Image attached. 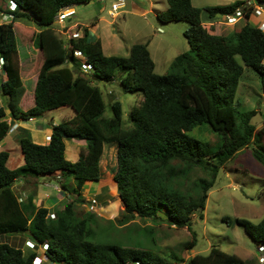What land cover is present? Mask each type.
<instances>
[{
    "label": "trees",
    "instance_id": "16d2710c",
    "mask_svg": "<svg viewBox=\"0 0 264 264\" xmlns=\"http://www.w3.org/2000/svg\"><path fill=\"white\" fill-rule=\"evenodd\" d=\"M93 1L5 0L15 4V11L7 6L0 8V12L13 17L10 23H0L3 61L0 73L6 76L0 85V93L6 97V108L0 107V140L9 130L5 110L12 119L22 120L36 119L62 107L74 112L71 119L52 126L47 145L34 143L28 130L21 131L20 167H9L10 152L0 151V238L23 235L39 244L46 242L44 255L54 264H167L168 260L152 249L153 227L162 221L176 229L185 227L192 237L186 248L192 250L196 234L192 231L191 215L198 213L202 219L208 193L219 171L239 151L264 136V121L256 130L251 124L256 112H242L234 101L244 71L236 57L260 76L264 91V32L250 24L251 11L245 14V24L238 32L224 37L209 32L213 22L223 21L225 15L236 9L251 10L242 1L202 10L193 7L192 0H166L167 8L157 19L163 23H188L183 35L189 48L173 59L168 74L159 75L145 44L132 45L123 57L105 55L99 41L86 39L87 28L80 38L68 42L57 37L52 26L58 12L64 7ZM202 11L206 12V20L201 19ZM19 20L33 21L40 27L33 45L43 58L33 91V106L26 111L19 108L25 91L14 33V23ZM76 51L84 59L82 62L90 65L89 72L81 70L80 58L74 56ZM95 80L117 83L124 93L142 95L141 103L130 110V128H123L122 108L117 101L110 105L111 117H103L105 105L100 89L92 84ZM202 128L216 135L218 144L210 146L190 135ZM72 139L85 142L76 162L65 156V141ZM107 145L115 146L112 181L123 207L117 223L120 227L136 220L153 223L146 232L151 235V249L144 245L91 242L96 215L85 211L79 216L75 211L84 202L82 191L100 180L99 162ZM257 146L252 149V156L264 167V152ZM194 169L203 170L205 177L191 181ZM54 176L62 180L59 184L63 189L75 196L62 210L53 212L54 219L49 218L47 208L34 207L31 198L19 202L12 190L20 178ZM67 177L73 178L71 190L63 182ZM225 220L243 228L255 245H264V217L257 224L238 218ZM36 256L34 250L23 252L0 242V264H32ZM183 264H248V261L212 246L206 254L188 257Z\"/></svg>",
    "mask_w": 264,
    "mask_h": 264
},
{
    "label": "rangeland",
    "instance_id": "374dc122",
    "mask_svg": "<svg viewBox=\"0 0 264 264\" xmlns=\"http://www.w3.org/2000/svg\"><path fill=\"white\" fill-rule=\"evenodd\" d=\"M122 1L124 2V7L119 11L116 18L110 16V10L111 4L117 2V0H95L90 3L75 5L74 11L76 15L73 18L65 20L62 24L54 22L52 29L60 40L68 42V38L62 34L63 32L67 31L71 34V28H74V26L82 30L85 28H94V26L91 25L99 20L96 29L98 30L97 35L102 39L113 42L114 46L119 47V51L116 52L106 50L104 52L105 55L117 54L118 56L124 57L127 54L126 49L134 44H144L146 42L158 43L167 56H162L164 60L162 59L160 62L163 63H159L158 58L155 57L154 61L161 64L156 68V72L159 75L168 74L170 70V65L168 66V64L171 63L170 60L174 58L177 53L182 54L189 48L187 40L183 35V32L189 27V24L184 21L163 23L154 17V14H160L165 11L167 8L166 0ZM3 2L5 3V0H0L1 9H5L6 7ZM191 3L193 7L203 10L205 7L225 6L229 5L231 2L230 0H192ZM150 9L154 10V14L145 12ZM201 19L206 20L205 11H202ZM256 23L257 18L253 16L250 19V24L255 26ZM220 24L221 25L216 26L212 24V28H210L209 31L223 37L231 34V31L229 34H226V32L222 33L228 26H226L225 23ZM204 26L207 27V24L204 23ZM159 28L163 30V33L157 31ZM39 31L40 27L33 21L28 22L26 20H19L14 25L17 48L19 50L20 60L23 63L20 72L25 90L23 101L20 106L23 110H27L33 106V98L31 99L30 95L33 96L35 82H32V78L29 80V77L34 75L37 76L43 59L39 49L33 45V39ZM236 60L243 66L244 71L240 78L234 101L240 111L256 112L251 119V124L256 129H260L264 121V91L262 90L261 78L253 70L246 68L239 57H236ZM79 64H83L80 59ZM87 70L88 69H84V71ZM92 84L96 85L101 91L105 105L103 117L107 119L111 117L110 105L117 101L121 104L122 108L123 128H130L132 126L128 121L130 110L132 107L141 103L143 99L142 95L137 92L124 93L119 89L117 83L104 84L95 80ZM65 108L66 109L61 110L54 109L36 117L35 124L40 123L44 125L45 129H41V131H39L40 133L33 131L30 134L31 140L39 141L43 135L46 137V130L47 128L50 129V126L47 125V123L45 124L44 119H47L49 121L48 123L58 124L63 120H68L69 117L74 114L71 108ZM22 130L24 129L17 128L13 134L18 132V134L21 135ZM190 135L208 143L210 146L218 144L219 142L216 135L203 128L195 129ZM18 138L19 136L15 138L14 142L10 145L11 151L13 152L11 162H17L19 158L18 162L23 164L21 153L18 149ZM45 141L47 142V139ZM257 144V147L264 152V136H262L259 138L258 142L256 141V144L252 142L247 148L239 151L227 162L225 168L219 171L214 185L208 193L205 209L202 212V219L199 218L198 213H193L191 215L192 231L196 234V245L192 250L188 251L186 248V245L192 242V237L185 227L176 229L169 226L165 221L157 222L158 226L153 227L152 235L154 236L155 244L152 249L162 258H166L168 260L167 264H183L184 260L188 257L195 254H206L212 246H216L225 253L238 254L240 256L242 255L240 252L248 254L256 249V245L245 233L243 228L234 223L228 224L224 219L228 218L233 220L238 218L247 220L252 224H257L264 217V167L252 156V149ZM105 148V159L101 157V161L99 162L100 183L95 193L92 191L87 195V198H94L98 202L95 212H91L96 215V224L93 239H89V241L115 245L118 243L119 239L122 241L129 239V242L131 241L133 245H137L138 247L144 245L143 247L151 249V235L146 233L147 228L149 231L153 225L150 221H135L134 230L146 228L145 230L141 229L140 234L137 236L134 231L126 233V228L118 230L117 227H120V225L117 223V220H119L117 218L110 222L106 221L111 218L113 214L119 213L120 215V210H122L123 207L118 201L116 190L110 189L112 180L111 177L107 175V173L112 175L116 165L115 146L107 145ZM83 151L84 148H81L80 152ZM68 158L67 156V159ZM77 160V158L76 160H72L71 158L72 162H76ZM201 177H205L204 171L194 169L189 178L193 181ZM38 179L39 181H42V179L45 180V178L40 179V177ZM63 182L66 187L71 190L72 186L70 183L73 182V178L67 177ZM107 183L111 184V186H107ZM107 188H109L110 191H108L106 197L103 198L104 194L101 190L103 189V191H106ZM27 189H32V186L25 185L22 187L23 191ZM14 192L17 194V190L14 189ZM69 201L71 200L68 199L65 203ZM119 207L120 212H118ZM84 210L87 209L80 207L75 209L79 216L85 213ZM161 217L164 218L162 215ZM109 225L111 227L110 229ZM131 228H133V225H131ZM11 246L15 247L13 243ZM175 257L178 258V261L174 260Z\"/></svg>",
    "mask_w": 264,
    "mask_h": 264
},
{
    "label": "crops",
    "instance_id": "0c3cea01",
    "mask_svg": "<svg viewBox=\"0 0 264 264\" xmlns=\"http://www.w3.org/2000/svg\"><path fill=\"white\" fill-rule=\"evenodd\" d=\"M235 1H242V2H245V3H248V2L252 3L253 2V0H230L231 3L235 2ZM145 12L154 14V10H152V9H150L148 11H145ZM157 15L158 14H154V17L157 18ZM258 19L259 18H257V22H258ZM263 20H264V17H263ZM98 22H99V20H97L95 23H93L91 25V26H94V28H87L88 32H87L86 39L88 41H90V42L99 41L100 44H101L103 53L106 50H110V51H114V52L119 51V49H118L119 47L114 46L113 42H111L109 40L102 39L101 37H99V35H97V31L98 30H96V29H97ZM249 22H250V20H249ZM16 23L17 22H15L14 25ZM220 23H223V22L222 21H216V22H213L212 24H213V26L214 25L216 26V25H221ZM244 24H245V19H242V20H239L234 26L226 25L228 27L225 28L222 33L226 32V34H229L230 31H231L230 33H236V32H238L241 29V27ZM158 30L160 31V33H163L162 29L159 28V29H157V31ZM71 32L76 33L75 38H80L82 36V29H79L77 26H74V28H71ZM210 33L214 34L212 31ZM222 33H220V34H222ZM215 35H217V34L215 33ZM144 44L147 45L148 51L150 53V57H151L152 61L154 62L155 72H156V68L159 65H161L159 63H163V62H160V60L163 59L162 56H167V54H164V52H163L164 50L160 47V45L158 43L146 42ZM151 47H152V49H151ZM129 48L130 47H128L126 49L127 54L125 56L128 55ZM187 49L185 51H187ZM179 54L180 53H177L176 56H178ZM17 55H19L18 56L19 71L21 72V68H22L23 63L20 60V54H19L18 48H17ZM114 55H117V54H114ZM155 57L158 58L159 63L154 61ZM174 58H172L170 60V62H172V60ZM165 61H166V59H165ZM170 64H168V66ZM20 77H21V74H20ZM30 78L33 79L32 82L34 81L36 83V79H37L36 75L30 76L29 80H30ZM5 80H6V76L4 75V73H0V85ZM21 80H22V78H21ZM22 84H23V82H22ZM23 87H24V85H23ZM30 98L32 99L33 96L30 95ZM22 101H23V96H22V98L20 100L19 108L21 106ZM5 105L6 104H5L3 95H1V93H0V107L6 108ZM61 109H66V108L63 107V108H59V109H56V110H61ZM21 111H26V110L21 109ZM5 113H6V116H7L6 121L9 124V122L12 120V117H11V115H10L8 110H5ZM73 116H74V114L71 115L69 117V119H71ZM35 121H36V119H32L28 123H23L21 120L17 119V121L13 124V126L10 127V129L7 132V134L2 138V140H0V151L6 150V151L10 152V158H9V161H8L9 162V164H8L9 167L16 168V167H20L21 165H23V164H20L18 162L19 158H18L17 162H15V161L11 162V156H12L13 152L11 151L10 145H11L12 142H14V139L19 136L18 132H16L15 134H13V133L15 132V130L17 128L18 129L28 130L30 134L33 131L40 133L39 131H41V129H45L44 125H41L40 123L35 124ZM44 121H45V124L47 123V125L50 126V129L47 128V130H46V132H47L46 137H49V135L51 133V127L54 126V125H57V124L48 123L49 121L47 119H44ZM256 130H258V129H256ZM46 137L43 135L41 140H39V141H33L32 140V141L34 143H36V144L46 145L47 144V142L45 141ZM68 141H70V142H68ZM84 146H85V142L84 141L73 140V139L65 141V156H66V158L68 156L69 157L68 160L70 159L69 161H71V158H72V160H76V158L78 159L79 152H80L81 148H84ZM66 149H67V154H66ZM105 149L106 148L104 146L103 147L102 156H101L104 159H105V152H106ZM21 159H22V156H21ZM107 175L109 177H111V180H112V175H110V173H107ZM43 178H45V180L42 179V181L41 180L39 181V179L34 178V177L20 178L13 184L12 190H13V192H14V189L17 190V194L15 192L14 193H15L17 198L22 200V202H25V200H27V198H31V203L35 207L47 208V210H49L50 213L62 210L63 206L65 205V201H68V199L71 200V201L75 199V196L71 195V193H69L67 190L60 188L59 182H60L61 179L59 181H57L56 180V176H54V177H43ZM99 181L96 182V183H91L89 186H87L86 189H84L82 191L81 197H82V199H84V201H86L87 195L90 192H92V191L94 193L96 192L97 186L100 183ZM70 184L72 186L71 187V189H72L74 187V183L72 182ZM25 185L32 186V189H27V190L23 191L22 187L25 186ZM108 185L111 186V184L107 183V186ZM111 188L113 190L114 189L116 190V187H115V184L113 183V181H112V186L110 187V189ZM101 191L104 194L103 198H105L106 197V193L108 191H110V190H109V188H107L106 191H103V189ZM119 203H120V201H119ZM104 205H106V204H104ZM78 207L83 208V209L85 208L83 203H79ZM120 207L118 209V212L121 211ZM115 218H117V219L119 218V213H116L115 215L113 214V216L111 218H109L108 220H106V221L110 222V221H113ZM131 225H133V228H131ZM134 225H135V222H134V224L133 223L132 224L131 223H127L126 225H124L122 227H117V229L121 230L122 228H126V233H129L130 231H134L135 235L137 236V235L140 234V231H141L142 228L141 229L139 228L138 230H134L135 229ZM110 228L111 227L109 225V229ZM27 240H29V239L25 238L23 235L5 236V237L0 238V242H5V243H8L10 245L13 243L16 248L21 249L23 252H29L31 250H34L36 252V254H37L36 257L41 260L42 264H47V263L48 264H54V263H51L50 261H48V259L44 255V252L41 251V249L38 247L37 244H32V243L28 244ZM117 244L122 245V246H128V247H138L137 245H133V243H131V241L129 242V239H127L126 241H122L121 239H119ZM240 253L242 254L241 256L238 255V254H234V255H237L241 259L248 261V264H258L257 263L258 253L256 252V249H254L253 252H249L248 254H246L245 252H240Z\"/></svg>",
    "mask_w": 264,
    "mask_h": 264
},
{
    "label": "built area",
    "instance_id": "2783aa9c",
    "mask_svg": "<svg viewBox=\"0 0 264 264\" xmlns=\"http://www.w3.org/2000/svg\"><path fill=\"white\" fill-rule=\"evenodd\" d=\"M102 1V0H99ZM248 6V8L251 7V10L248 9L246 11H242L240 8L236 9L233 13L227 14L224 16V20L223 23H225L226 25H230V26H234L239 20L245 19V14L247 12H250V16H255L256 18H259L258 22L255 24V27H257L258 29H260L261 31H264V3H247L246 4ZM245 6V7H247ZM124 7V2L122 0H117V2L111 4V10H110V16L112 18H116L119 11ZM8 9L11 11H14L15 9V5L13 3L8 5ZM75 16V11L72 7H64L62 8L57 16L55 17V21L58 22L59 24H62L65 20L72 18ZM1 18V22H8L10 19H12V16L10 15H5V14H1L0 15ZM250 18V17H249ZM159 31V30H158ZM76 34H73L72 37H75ZM66 37L69 38V35L66 34ZM76 56H80L79 52H75ZM3 64L2 59H0V67ZM90 66L89 65H83L82 69H89ZM47 141H49V137L46 138ZM98 203L94 198H90L87 199V202H85L84 207L90 211V212H94L95 208L97 207ZM49 217L51 219L54 218V215L51 214L49 215ZM41 250L44 252L45 250H47V244L43 243L41 245ZM256 252L258 253V258H257V263L258 264H264V245L263 244H259L256 245ZM41 260L37 257H35L32 261V264H41ZM135 264H139V263H135Z\"/></svg>",
    "mask_w": 264,
    "mask_h": 264
},
{
    "label": "clouds",
    "instance_id": "9594fccd",
    "mask_svg": "<svg viewBox=\"0 0 264 264\" xmlns=\"http://www.w3.org/2000/svg\"><path fill=\"white\" fill-rule=\"evenodd\" d=\"M11 3H12V2H8V3H5L4 5L7 6V9H8V5L11 4ZM254 3H256V2H252L251 4H254ZM13 4H14V3H13ZM246 4H247V3H246ZM14 5H15V4H14ZM68 7H72V8L74 9V6H68ZM8 10H9V9H8ZM10 11H11V10H10ZM14 11H15V9H14ZM1 14L9 15V14H7V13H2V12H0V15H1ZM75 14H76V13H75ZM10 16H11V15H10ZM72 18H73V17H72ZM69 19H70V18H69ZM12 20H13V17H12V19H10L8 22H3V24L10 23ZM55 22H56V21H55ZM222 22H223V21H222ZM0 23H2V22L0 21ZM263 32H264V31H263ZM62 34H63L65 37H66V34H68V35H69L68 40H69V39H77V38H75V37H72V35H73V34H76V33L71 32V34H69L67 31H65V32H63ZM76 52H78V51H76ZM79 53H80V52H79ZM74 56L77 57V58H80V59L84 62V59L81 57V55H80V56H76V55H75V52H74ZM2 65H3V64H2ZM2 65H1V67H2ZM83 65H88V64L83 63V64L81 65V70H82L84 73H86L87 71L89 72V71L91 70V68H89L87 71H84V69H82V66H83ZM89 66H90V65H89ZM1 67H0V69H1ZM5 103H6V102H5ZM62 108H63V107H62ZM73 113H74V112H73ZM29 120L31 121V119H29ZM54 126H55V125H54ZM51 128H52V127H51ZM50 134H51V133H50ZM46 138H47V137H46ZM49 138H50V135H49ZM48 142H49V141H47V144H48ZM47 144H46V145H47ZM78 158H79V157H78ZM56 180L59 181L60 178L57 177ZM16 181H17V180H16ZM16 181H15V182H16ZM59 185H60V184H59ZM60 188H62V187L60 186ZM62 189H63V188H62ZM87 199H90V198H87ZM87 199H86V201L83 202V204H85V202H87ZM18 200H19V202H22L21 199L18 198ZM95 200H96V199H95ZM97 203H98V202H97ZM32 205H33V204H32ZM33 206H34V205H33ZM34 207H35V206H34ZM36 208H39V207H36ZM84 209H86V208H84ZM85 211H88V210H85ZM89 212H90V211H89ZM94 212H95V211H94ZM51 214H53V213H50L49 215H51ZM49 215H48V216H49ZM53 215H54V214H53ZM49 218H50V217H49ZM50 219H51V218H50ZM53 219H54V218H53ZM27 241H28L29 243H32V244H37L38 247L41 249V245H42V244H39V243H37V242H35V241H32V240H27ZM45 243H46V242H45ZM41 251H42V250H41ZM42 252H43V251H42ZM41 264H42V263H41Z\"/></svg>",
    "mask_w": 264,
    "mask_h": 264
},
{
    "label": "water",
    "instance_id": "95a60500",
    "mask_svg": "<svg viewBox=\"0 0 264 264\" xmlns=\"http://www.w3.org/2000/svg\"><path fill=\"white\" fill-rule=\"evenodd\" d=\"M3 98H4V101L6 102V97L5 96H3ZM17 121V119H12L10 122H9V129H10V127H12L13 126V124L15 123ZM23 123H28V122H30V120H26V119H23V120H21Z\"/></svg>",
    "mask_w": 264,
    "mask_h": 264
}]
</instances>
